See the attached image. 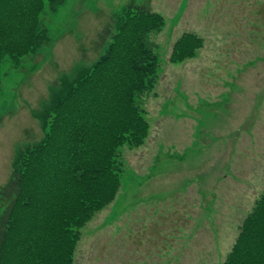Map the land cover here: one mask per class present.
Segmentation results:
<instances>
[{"label": "rangeland", "instance_id": "374dc122", "mask_svg": "<svg viewBox=\"0 0 264 264\" xmlns=\"http://www.w3.org/2000/svg\"><path fill=\"white\" fill-rule=\"evenodd\" d=\"M131 1L62 0L43 16L49 44L20 67L0 64V189L18 151L42 140L36 113L51 88L104 53ZM136 1L165 20L150 35L160 55L142 104L151 133L122 149V187L83 229L75 264H222L264 191V0ZM186 34L203 46L173 63Z\"/></svg>", "mask_w": 264, "mask_h": 264}, {"label": "trees", "instance_id": "16d2710c", "mask_svg": "<svg viewBox=\"0 0 264 264\" xmlns=\"http://www.w3.org/2000/svg\"><path fill=\"white\" fill-rule=\"evenodd\" d=\"M61 1L0 0V64L20 67L49 44L43 16ZM164 26L149 3L132 0L113 19L104 53L51 88L36 113L42 140L18 151L0 189V264H75L83 229L122 187V149L140 148L150 136L142 104L160 63L150 35ZM202 46L186 34L171 61L193 58ZM222 264H264V191Z\"/></svg>", "mask_w": 264, "mask_h": 264}, {"label": "crops", "instance_id": "0c3cea01", "mask_svg": "<svg viewBox=\"0 0 264 264\" xmlns=\"http://www.w3.org/2000/svg\"><path fill=\"white\" fill-rule=\"evenodd\" d=\"M251 1L252 0H247V1H245L244 2V6L246 7V8H250V6H251ZM247 19H249V18H246V20ZM234 20H237V18H234ZM246 21H244V23H245ZM230 34V36H229V38H230V42L234 39V36H233V34H231V33H228L227 35H229ZM235 34H237L238 36H239V38H242V36L239 34V33H235ZM247 36H248V34H247ZM245 39H247V37L245 36ZM259 51H262V49H259ZM249 53V49H248V47H246V51L244 52V54L245 55H242L243 57L241 58V59H243V61H241V62H245V64L244 65H246V61H247V55H248V53ZM250 54H252V53H250ZM229 55V54H228ZM264 61V59L262 58V60L260 61V62H263ZM248 62H250V61H248ZM235 65V64H234ZM233 65V66H234ZM263 90H264V86H263ZM263 101V100H262ZM263 104H264V101L262 102ZM249 145L251 146V140L249 141ZM245 151H247L246 149H245ZM244 163H247L246 161L245 162H243L240 166H242Z\"/></svg>", "mask_w": 264, "mask_h": 264}]
</instances>
